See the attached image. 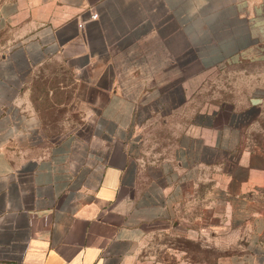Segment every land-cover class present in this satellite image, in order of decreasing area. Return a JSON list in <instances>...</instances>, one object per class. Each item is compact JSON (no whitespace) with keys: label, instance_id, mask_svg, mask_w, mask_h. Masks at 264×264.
Wrapping results in <instances>:
<instances>
[{"label":"crops","instance_id":"obj_1","mask_svg":"<svg viewBox=\"0 0 264 264\" xmlns=\"http://www.w3.org/2000/svg\"><path fill=\"white\" fill-rule=\"evenodd\" d=\"M194 66H239L249 101L198 114L148 162L155 95L133 84ZM73 86L82 127L42 142L44 102ZM263 103L264 0H0V264H142L170 225L226 252L215 264H264V149L244 146ZM205 186L213 214L187 219Z\"/></svg>","mask_w":264,"mask_h":264},{"label":"rangeland","instance_id":"obj_2","mask_svg":"<svg viewBox=\"0 0 264 264\" xmlns=\"http://www.w3.org/2000/svg\"><path fill=\"white\" fill-rule=\"evenodd\" d=\"M167 74L173 81L133 84L140 88L143 97L155 95L150 103L140 106L143 111L146 110L145 116L143 114L141 118L143 128L140 138L143 141L145 159L151 163H163L171 158L182 128H187L198 114L211 109L222 111L229 107L240 108L249 101L247 84L241 81L239 66L215 70L188 67L184 68L181 77L175 79L172 77L173 69H169ZM192 75H197L198 81L185 82ZM76 90L73 86L69 99L58 94V105L55 108L48 106L47 101L44 102L45 128L41 132L42 142L47 139L59 142L82 127L79 108L73 99ZM63 102L69 103L71 110L69 107H61L59 103ZM254 111L252 125L244 134V146L264 149V103L259 108H254ZM208 197L209 189L205 186L198 192L196 200L190 201H194L196 206L190 207L185 212V217L189 220L200 216L210 218L213 211L206 209ZM260 245L264 252V236ZM225 253L208 242L206 237L203 240L199 236L192 238L185 229H176L174 225H170L143 246L140 260L142 264H215Z\"/></svg>","mask_w":264,"mask_h":264},{"label":"built area","instance_id":"obj_3","mask_svg":"<svg viewBox=\"0 0 264 264\" xmlns=\"http://www.w3.org/2000/svg\"><path fill=\"white\" fill-rule=\"evenodd\" d=\"M96 18H97V16H96V15H93V16H92V19H96Z\"/></svg>","mask_w":264,"mask_h":264}]
</instances>
